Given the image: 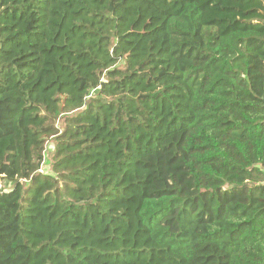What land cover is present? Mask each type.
<instances>
[{
  "label": "trees",
  "instance_id": "16d2710c",
  "mask_svg": "<svg viewBox=\"0 0 264 264\" xmlns=\"http://www.w3.org/2000/svg\"><path fill=\"white\" fill-rule=\"evenodd\" d=\"M2 180L0 264H264V0H0Z\"/></svg>",
  "mask_w": 264,
  "mask_h": 264
},
{
  "label": "rangeland",
  "instance_id": "374dc122",
  "mask_svg": "<svg viewBox=\"0 0 264 264\" xmlns=\"http://www.w3.org/2000/svg\"><path fill=\"white\" fill-rule=\"evenodd\" d=\"M52 150H53V145L49 144L48 147H47V150L45 152V165H46L45 166L46 167L45 171L48 169V167L50 165L49 159H50V155H51ZM12 185L13 184L11 182L7 181V180L0 181V187L10 188V187H12Z\"/></svg>",
  "mask_w": 264,
  "mask_h": 264
}]
</instances>
